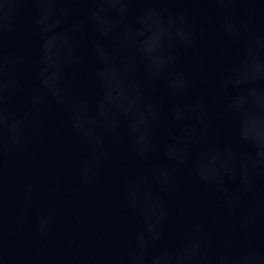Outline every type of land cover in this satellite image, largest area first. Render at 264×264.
I'll use <instances>...</instances> for the list:
<instances>
[{
    "label": "water",
    "instance_id": "water-1",
    "mask_svg": "<svg viewBox=\"0 0 264 264\" xmlns=\"http://www.w3.org/2000/svg\"><path fill=\"white\" fill-rule=\"evenodd\" d=\"M0 264H264V32L0 175Z\"/></svg>",
    "mask_w": 264,
    "mask_h": 264
}]
</instances>
